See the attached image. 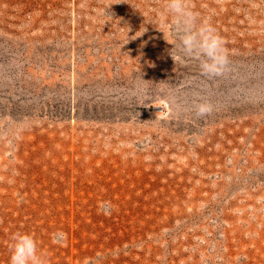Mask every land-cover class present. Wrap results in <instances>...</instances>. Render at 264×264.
<instances>
[{"label": "rangeland", "instance_id": "obj_1", "mask_svg": "<svg viewBox=\"0 0 264 264\" xmlns=\"http://www.w3.org/2000/svg\"><path fill=\"white\" fill-rule=\"evenodd\" d=\"M191 3L220 77L165 0H0V264H264V0Z\"/></svg>", "mask_w": 264, "mask_h": 264}, {"label": "clouds", "instance_id": "obj_2", "mask_svg": "<svg viewBox=\"0 0 264 264\" xmlns=\"http://www.w3.org/2000/svg\"><path fill=\"white\" fill-rule=\"evenodd\" d=\"M165 13L172 18L177 41L173 48L178 55H172L173 60L195 59L202 75L208 78L222 76L229 63L225 40L208 20L200 19L191 0H165ZM193 111L196 117L203 118L213 111V106L207 101H197ZM12 241L9 264H47L33 235L17 232Z\"/></svg>", "mask_w": 264, "mask_h": 264}]
</instances>
